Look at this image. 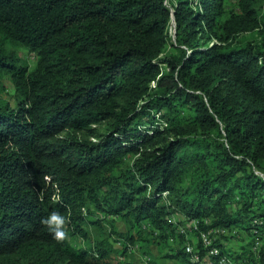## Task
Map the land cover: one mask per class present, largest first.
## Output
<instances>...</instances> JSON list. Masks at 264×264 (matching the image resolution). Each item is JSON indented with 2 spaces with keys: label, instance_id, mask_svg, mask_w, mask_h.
Masks as SVG:
<instances>
[{
  "label": "trees",
  "instance_id": "obj_1",
  "mask_svg": "<svg viewBox=\"0 0 264 264\" xmlns=\"http://www.w3.org/2000/svg\"><path fill=\"white\" fill-rule=\"evenodd\" d=\"M259 2L0 0V264H264Z\"/></svg>",
  "mask_w": 264,
  "mask_h": 264
},
{
  "label": "rangeland",
  "instance_id": "obj_2",
  "mask_svg": "<svg viewBox=\"0 0 264 264\" xmlns=\"http://www.w3.org/2000/svg\"><path fill=\"white\" fill-rule=\"evenodd\" d=\"M171 2V1H170ZM170 2H169V4H170ZM235 6H237V0H229V9H230V7H235ZM257 10H258V12H259V14L262 16V18L264 19V2H259L258 4H257ZM170 35H171V37H172V42L175 44L176 42H175V30H174V28L172 27L171 29H170ZM234 41H237L238 43L239 42H242V41H245V42H252V43H254V44H259V37H258V35H257V33H245V34H242V35H240V36H238ZM213 42H215V40L213 41V40H211L209 43H213ZM237 43V44H238ZM171 48V47H170ZM29 62H30V65H31V67H33L34 66V63H35V59L32 57V56H30L29 58ZM9 94H8V93ZM2 94H3V96L4 97H6V98H10L11 96H13V94H14V89L11 87V85H9L7 82H6V84H5V88H4V92H2ZM95 128L96 129H98L99 131H102V130H104V127H102V126H95ZM257 174H261L262 175V173H260V172H258V170H257ZM116 226H117V229L120 231V232H122V231H124L125 230V226L121 223V222H118L117 224H116ZM238 241V242H237ZM235 240V239H232V241H231V245L233 246L232 248L233 249H238V248H240V246L243 244V242H244V240L243 239H241V240ZM76 243L78 244V246H81L82 245V241L81 240H79L78 242L76 241ZM154 253H157L156 251H155V248H154V251H153ZM155 255V254H154ZM157 255H158V253H157ZM159 256V255H158ZM162 256V254H160V256L159 257H161ZM139 259V256H136V257H134L133 259L131 258V261H135L136 263H140V261L138 260ZM159 262H162V264H176L173 260H170V259H165V260H163V261H160V260H158ZM180 264H182V263H180Z\"/></svg>",
  "mask_w": 264,
  "mask_h": 264
},
{
  "label": "built area",
  "instance_id": "obj_3",
  "mask_svg": "<svg viewBox=\"0 0 264 264\" xmlns=\"http://www.w3.org/2000/svg\"><path fill=\"white\" fill-rule=\"evenodd\" d=\"M166 194V193H165ZM258 223V222H257ZM261 224V223H260ZM181 233H185V228L179 227ZM220 233L218 230L202 232L200 238L206 248L207 258L201 257L199 252H197L195 245H187V252L190 253L192 263L198 264H236L232 263L227 257L221 256L219 248L215 245L217 240V234ZM216 258V259H214ZM240 264V263H237ZM245 264V263H241Z\"/></svg>",
  "mask_w": 264,
  "mask_h": 264
},
{
  "label": "clouds",
  "instance_id": "obj_4",
  "mask_svg": "<svg viewBox=\"0 0 264 264\" xmlns=\"http://www.w3.org/2000/svg\"><path fill=\"white\" fill-rule=\"evenodd\" d=\"M42 223L49 227V230L53 232V236L57 240L65 239V232L62 230V226L66 223V217L60 212L50 213Z\"/></svg>",
  "mask_w": 264,
  "mask_h": 264
}]
</instances>
